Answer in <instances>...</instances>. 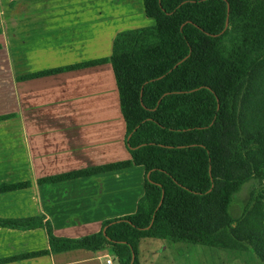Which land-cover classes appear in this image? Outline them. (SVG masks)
<instances>
[{"label": "trees", "instance_id": "trees-1", "mask_svg": "<svg viewBox=\"0 0 264 264\" xmlns=\"http://www.w3.org/2000/svg\"><path fill=\"white\" fill-rule=\"evenodd\" d=\"M143 3L146 15L155 24L119 32L110 56L132 159L39 180L55 182L143 165L145 193L137 210L105 220L99 232L82 238L54 235L50 222L42 216L0 217V226L44 227L53 252L110 247L119 264H141L138 247L146 237L217 248L230 246L232 237L225 234L227 224L235 220L229 211L230 204L244 175L249 174H241L245 165L233 166L229 156V140L237 127L231 103L237 99L234 89L246 72L251 52L259 48L253 20L244 22L239 18L240 8H248V4L242 0ZM105 60L40 71L18 79ZM7 116L10 115H0V119ZM239 143L248 152L264 156V127L241 131ZM29 185L30 182H2L0 193ZM243 235L257 244L263 242L258 233ZM48 252L46 249L15 254L0 258V263Z\"/></svg>", "mask_w": 264, "mask_h": 264}, {"label": "crops", "instance_id": "crops-1", "mask_svg": "<svg viewBox=\"0 0 264 264\" xmlns=\"http://www.w3.org/2000/svg\"><path fill=\"white\" fill-rule=\"evenodd\" d=\"M140 1L0 0V115H10L0 119V183L30 182L0 193V217L42 216L54 235L82 238L137 210L143 165L39 180L132 159L110 56L119 32L152 24ZM98 59L106 60L18 79ZM46 249L0 264H104L108 251L53 252L44 227L0 226V258Z\"/></svg>", "mask_w": 264, "mask_h": 264}, {"label": "rangeland", "instance_id": "rangeland-1", "mask_svg": "<svg viewBox=\"0 0 264 264\" xmlns=\"http://www.w3.org/2000/svg\"><path fill=\"white\" fill-rule=\"evenodd\" d=\"M242 2H246L248 8L242 5L239 18L244 22L253 20L256 28L253 33L259 40V48L251 52L246 72L234 89L237 91V99L231 103L237 127L235 135L229 140V156L233 166L245 165V169H240L241 174L249 171V174L244 175L240 189L232 197L229 211L235 220L224 228L227 232L224 233H229L232 241L227 248H217L145 238L138 250L141 264L147 261H152V264H264V156L248 152L239 143L241 131H248L258 125L264 127V0ZM143 24L146 23H137ZM213 222L218 224L217 218ZM247 232L258 233L263 242L257 244L256 241L246 240L243 234ZM149 244L152 251L144 252L145 248L150 249Z\"/></svg>", "mask_w": 264, "mask_h": 264}, {"label": "built area", "instance_id": "built-area-1", "mask_svg": "<svg viewBox=\"0 0 264 264\" xmlns=\"http://www.w3.org/2000/svg\"><path fill=\"white\" fill-rule=\"evenodd\" d=\"M103 256L105 259L104 264H119L115 253L111 251L110 247H108V251Z\"/></svg>", "mask_w": 264, "mask_h": 264}, {"label": "water", "instance_id": "water-1", "mask_svg": "<svg viewBox=\"0 0 264 264\" xmlns=\"http://www.w3.org/2000/svg\"><path fill=\"white\" fill-rule=\"evenodd\" d=\"M134 257H135V256L133 255V259H134Z\"/></svg>", "mask_w": 264, "mask_h": 264}]
</instances>
